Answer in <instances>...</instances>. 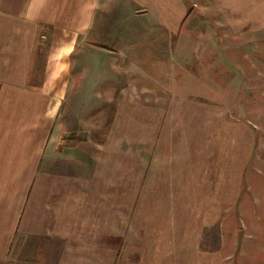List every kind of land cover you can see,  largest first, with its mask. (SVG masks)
<instances>
[{
    "label": "rangeland",
    "instance_id": "obj_1",
    "mask_svg": "<svg viewBox=\"0 0 264 264\" xmlns=\"http://www.w3.org/2000/svg\"><path fill=\"white\" fill-rule=\"evenodd\" d=\"M184 1L180 26H148L143 12H124L118 25L109 11L78 38L76 93L91 105L65 117L75 114L77 130L123 166V210L166 217L181 247L172 259L264 264V44L230 33L206 3L197 11L199 0ZM153 158L159 170L149 172Z\"/></svg>",
    "mask_w": 264,
    "mask_h": 264
},
{
    "label": "crops",
    "instance_id": "obj_2",
    "mask_svg": "<svg viewBox=\"0 0 264 264\" xmlns=\"http://www.w3.org/2000/svg\"><path fill=\"white\" fill-rule=\"evenodd\" d=\"M205 3L230 33L264 44V0H199L196 10ZM190 8L184 0H0V264H204L170 257L181 247H172L164 215L122 209L123 166L77 130L75 114L65 117L91 105L76 93L78 38L109 11L118 25L124 12H143L136 17L148 16L146 25L171 28ZM154 159L145 170H159ZM145 175L131 201L139 203ZM155 218L158 226L147 221ZM151 251L164 253L140 256Z\"/></svg>",
    "mask_w": 264,
    "mask_h": 264
}]
</instances>
